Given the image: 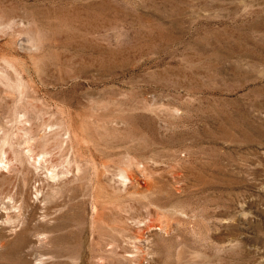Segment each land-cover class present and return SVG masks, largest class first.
I'll use <instances>...</instances> for the list:
<instances>
[{"label": "rangeland", "instance_id": "obj_1", "mask_svg": "<svg viewBox=\"0 0 264 264\" xmlns=\"http://www.w3.org/2000/svg\"><path fill=\"white\" fill-rule=\"evenodd\" d=\"M26 148L71 169L29 166L62 206L29 194V264H264V0H0V160Z\"/></svg>", "mask_w": 264, "mask_h": 264}, {"label": "bare ground", "instance_id": "obj_2", "mask_svg": "<svg viewBox=\"0 0 264 264\" xmlns=\"http://www.w3.org/2000/svg\"><path fill=\"white\" fill-rule=\"evenodd\" d=\"M21 30H22V28H21ZM40 30H42V29L40 28L39 31ZM26 150H27V148H26ZM2 159L4 160V158H2ZM3 160H2V162H3ZM45 162H46V160H45L44 156L40 157V156L34 154L33 151L31 152L29 150H27L25 153L23 152V155L21 157L19 156L18 159L14 160V162H13V160H11L10 162L9 161L3 162V163L8 164L7 168H8L9 172L14 171V169L17 171H21L22 166H24L23 167L24 173H23V176L21 178V184H20V185H23V188L21 189L18 185H14V187L10 190V193L8 192L4 197L7 200V203L3 202V203H1L2 206L0 205L1 206L0 210L6 211L5 214H3L2 212L0 213V225H3L7 228L5 232L0 234V260L1 259L6 260L8 258L10 259L12 256L15 255V256L19 257L20 264H29L28 262L24 261V259H23V256H24L23 254L25 252L24 248L27 247V244H28L27 241H28V237H29V235L28 236L26 235V232H28L30 230L33 231V228L29 227L28 220H30L29 219L30 216L24 215V211L28 208L29 200L31 199L29 194L35 196V199H36L35 201H37V203L39 205H40V203H42V205H43L42 214H40L42 216V220H50L53 214L56 215L59 211H61L62 206L59 204H56L54 202L53 203L48 202L47 193L44 192V185H45L44 181H47L48 176H45L46 180H44L42 178L31 176V171L29 169V166H31L33 170L37 171V170H39V168H42L43 165L45 164L46 165L45 171L49 172V174H50L49 178H52L53 180H57V181H59L63 177L66 178L67 175L70 174L71 169L70 170L68 169L65 171H59L55 168V164L50 163L52 165H49V164H46ZM18 174H20V173H18ZM38 194H40L39 197H37ZM1 197L2 196H0V198ZM53 219H55V218H53ZM39 221H41V220H39ZM33 222H34V220H33ZM46 222H48V221H46ZM30 225H31V223H30ZM44 227L46 228L44 230V232H47L50 235H46L45 233H39L35 236H38V243L39 244H42V245L47 246V247L48 246L52 247L59 240L58 236L55 235L59 228L57 225H52L50 222L48 225L46 224V226H44ZM14 229L18 230L19 233L15 236L14 239H10L9 234H11V232ZM43 256L44 255H39V258H38L39 263L38 264H45L46 263L45 262L46 259ZM0 264H1V261H0ZM2 264H4V263H2ZM9 264H10V262H9Z\"/></svg>", "mask_w": 264, "mask_h": 264}]
</instances>
